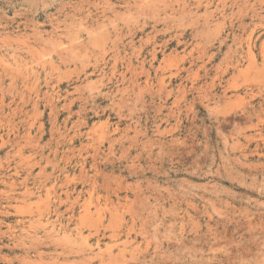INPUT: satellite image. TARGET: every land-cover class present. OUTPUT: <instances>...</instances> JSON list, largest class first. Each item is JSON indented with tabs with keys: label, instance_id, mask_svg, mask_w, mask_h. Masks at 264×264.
Here are the masks:
<instances>
[{
	"label": "rangeland",
	"instance_id": "rangeland-1",
	"mask_svg": "<svg viewBox=\"0 0 264 264\" xmlns=\"http://www.w3.org/2000/svg\"><path fill=\"white\" fill-rule=\"evenodd\" d=\"M0 264H264V0H0Z\"/></svg>",
	"mask_w": 264,
	"mask_h": 264
}]
</instances>
